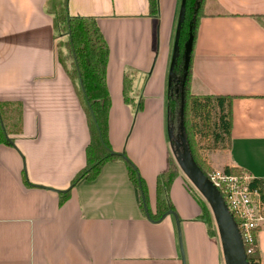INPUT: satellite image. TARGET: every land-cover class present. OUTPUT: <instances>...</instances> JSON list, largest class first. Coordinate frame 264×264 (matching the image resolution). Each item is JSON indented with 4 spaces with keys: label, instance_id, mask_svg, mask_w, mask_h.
<instances>
[{
    "label": "crops",
    "instance_id": "0c3cea01",
    "mask_svg": "<svg viewBox=\"0 0 264 264\" xmlns=\"http://www.w3.org/2000/svg\"><path fill=\"white\" fill-rule=\"evenodd\" d=\"M52 4L0 0V102L21 105L14 148L0 144V264H229L237 254L232 219L192 168L168 108L179 92L171 67L182 0H157L155 17L148 0H66V11L95 20L106 43L107 142L137 170L152 215L156 177L174 167L168 201L183 261L173 217H145L121 161L79 180L60 204L85 165L88 123L60 63L65 40L56 36ZM190 69L191 94L232 98L228 146L209 154V165L264 179V0H203ZM256 245L264 264V225Z\"/></svg>",
    "mask_w": 264,
    "mask_h": 264
},
{
    "label": "trees",
    "instance_id": "16d2710c",
    "mask_svg": "<svg viewBox=\"0 0 264 264\" xmlns=\"http://www.w3.org/2000/svg\"><path fill=\"white\" fill-rule=\"evenodd\" d=\"M50 2H53L51 15L56 36L63 37L65 40L63 45L66 55L60 63L76 88L77 97L83 106L88 123V142L84 150L85 165L72 177L69 188L61 192L60 204L79 180L92 181L105 163L121 161L127 167L129 181L138 191L141 211L143 212V205H145L149 220L158 221L164 213L173 212L168 201V189L176 173L169 165L166 172L156 177L155 213L152 215L147 207L145 187L137 170L123 153L112 151L107 142L110 98L105 82V70L108 50L95 20L69 16L66 11V0H50ZM202 3L203 0H182L175 56L171 67L172 78L179 83L180 88L177 96L170 97L168 108L172 112L179 101L180 125L187 157L194 170L207 178L213 170L202 157L200 144L210 150L227 148L231 128L232 98L212 95L195 96L190 93V51ZM148 6L149 14L155 17L157 0H148ZM132 75L131 72L123 75L122 95L126 104L129 102L127 93ZM138 110L139 107L136 111ZM20 122L21 105L18 102H0V144L14 148L12 136L19 134ZM222 171L232 175L242 173L236 168L228 167H224ZM250 186L258 187L261 197L264 198V179H252ZM194 198L201 211L200 219L203 220L208 234L212 235L205 205L196 197ZM232 221L235 224L236 220L232 219ZM257 232L258 230L250 233L249 244L241 245L246 264H258Z\"/></svg>",
    "mask_w": 264,
    "mask_h": 264
},
{
    "label": "built area",
    "instance_id": "2783aa9c",
    "mask_svg": "<svg viewBox=\"0 0 264 264\" xmlns=\"http://www.w3.org/2000/svg\"><path fill=\"white\" fill-rule=\"evenodd\" d=\"M206 179L221 196L231 219L236 220L240 243L249 244L250 233L264 225V198L258 187L250 186L253 178L243 172L232 175L213 170Z\"/></svg>",
    "mask_w": 264,
    "mask_h": 264
},
{
    "label": "water",
    "instance_id": "95a60500",
    "mask_svg": "<svg viewBox=\"0 0 264 264\" xmlns=\"http://www.w3.org/2000/svg\"><path fill=\"white\" fill-rule=\"evenodd\" d=\"M193 168V167H192ZM194 169V168H193ZM196 172V171H195ZM197 173V172H196ZM199 176H201L199 173H197ZM203 182L206 184V186H208L214 193H216L217 195L219 194L211 185L210 183L207 181V179L203 176H201ZM222 202V201H221ZM222 205H223V209L225 211V214L231 218L224 206V203L222 202ZM143 212H144V215L145 217L149 220L148 218V213H147V209L145 207V205H143ZM167 215H171L174 219V222H175V226H176V230H177V241H178V247H179V254H180V258H181V261L182 260V252H181V247H180V239H179V234H178V220L176 219L174 213L172 211H168L166 213H164L161 218L159 220H161L162 218H164L165 216ZM158 220V221H159ZM150 221V220H149ZM235 231H236V228H235ZM236 238H237V243L238 245L234 244V247L237 251V254L235 256H233L230 261H229V264H246L245 261H244V256H243V250H242V246H241V243H240V240H239V237H238V234H237V231H236Z\"/></svg>",
    "mask_w": 264,
    "mask_h": 264
},
{
    "label": "rangeland",
    "instance_id": "374dc122",
    "mask_svg": "<svg viewBox=\"0 0 264 264\" xmlns=\"http://www.w3.org/2000/svg\"><path fill=\"white\" fill-rule=\"evenodd\" d=\"M176 85V87L179 89L180 88V85H179V83L178 82H175V81H173V91L175 90L174 89V86ZM173 121H174V124H175V121H176V119H180V108H179V106H178V104L175 106V109L173 110ZM181 132H182V129H181ZM182 143H183V145H184V139H183V134H182ZM200 150H201V154H202V157L205 159V161L207 162V164L209 165V160H210V158H209V154H211V153H214V152H221V151H224L226 148L225 147H223V149H217V150H210V149H208V148H205V146H203V144H200ZM210 166V165H209ZM172 168H173V170H174V167L172 166ZM210 168L212 169V167L210 166ZM216 169V168H215ZM213 170V169H212ZM220 171V170H219ZM238 174H241V173H238ZM238 174H235V175H238ZM213 194H214V196H216V198L218 199V201L220 202L221 200H220V197H218V195L216 194V193H214L213 191H211ZM222 210V209H221ZM223 211V210H222ZM231 224H232V226H233V228H235V226H234V224H233V222L231 221ZM236 242V243H235ZM234 242V244H236V245H238V243H237V241H235ZM242 245V244H241Z\"/></svg>",
    "mask_w": 264,
    "mask_h": 264
}]
</instances>
